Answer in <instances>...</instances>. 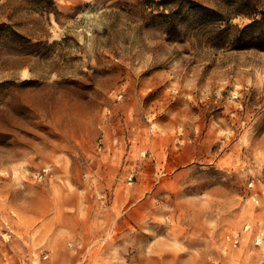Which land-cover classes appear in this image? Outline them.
Instances as JSON below:
<instances>
[{"label": "rangeland", "instance_id": "1", "mask_svg": "<svg viewBox=\"0 0 264 264\" xmlns=\"http://www.w3.org/2000/svg\"><path fill=\"white\" fill-rule=\"evenodd\" d=\"M167 1L0 0V264H264V0Z\"/></svg>", "mask_w": 264, "mask_h": 264}, {"label": "trees", "instance_id": "2", "mask_svg": "<svg viewBox=\"0 0 264 264\" xmlns=\"http://www.w3.org/2000/svg\"><path fill=\"white\" fill-rule=\"evenodd\" d=\"M157 1V3H159V4H161V3H163V4H165L166 2H168L167 0H156ZM189 2H190V0H188ZM177 12V9H174L173 11H172V9L169 11V12H167V13H165V12H160L162 15H173L174 16V13H176ZM180 12V10L176 13V14H178ZM176 14H175V16H176ZM262 14H264V11H262ZM174 16V17H175ZM262 21H264V15H262L260 18H255V17H253V19L251 20V22L249 23V24H252V23H254V22H262Z\"/></svg>", "mask_w": 264, "mask_h": 264}]
</instances>
